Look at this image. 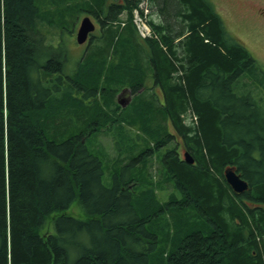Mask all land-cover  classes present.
<instances>
[{
  "label": "trees",
  "instance_id": "16d2710c",
  "mask_svg": "<svg viewBox=\"0 0 264 264\" xmlns=\"http://www.w3.org/2000/svg\"><path fill=\"white\" fill-rule=\"evenodd\" d=\"M44 1L53 10L41 13L37 3ZM151 6L160 18L150 22L156 38L139 43L130 19L115 27L123 11L130 14L132 0H0V264H264V107L254 96L264 94V70L227 32L209 0H151ZM81 16L97 23V40L92 37L82 58L67 68L69 76L58 34L47 54L65 65L36 83L31 40L44 44L43 24L69 33ZM124 59L127 64L120 63ZM40 66L37 71L47 69ZM144 69L161 103L141 96L131 104L136 110L148 106L149 123L139 121L141 135L151 141L138 137L147 144L135 143L129 154L115 142L119 168L106 187L102 163L86 141L106 123H128L108 85L113 74L125 72L135 94L148 78ZM68 102L81 113L74 109L77 131L64 135L67 109L59 110ZM188 111L195 123L183 122ZM165 146L163 175L180 193L166 207L190 208L199 221L173 235L169 250L156 256L159 234L150 215L157 211L146 214L143 207L147 200L158 209L154 192L145 199L134 194L130 168L145 166ZM180 147L192 165L180 158ZM226 168L247 182L246 192L232 191ZM75 200L86 220L65 214ZM50 217L52 230L42 233Z\"/></svg>",
  "mask_w": 264,
  "mask_h": 264
},
{
  "label": "rangeland",
  "instance_id": "374dc122",
  "mask_svg": "<svg viewBox=\"0 0 264 264\" xmlns=\"http://www.w3.org/2000/svg\"><path fill=\"white\" fill-rule=\"evenodd\" d=\"M216 13L222 18L224 22V26L227 30V32L238 39L241 43L245 45V47L248 49L250 54L253 56L255 61L258 63V65L264 70V0H209ZM39 10L41 13L50 12L48 9L53 10V7L51 5L46 4L45 1L43 3H37ZM42 8H45L44 11H42ZM154 11V10H153ZM154 13V12H153ZM152 17L155 21H159L160 18L157 16V14H153ZM130 15L128 12L123 13L121 16L124 19H130ZM129 16V17H128ZM82 18L79 17L77 23L73 27H69V33L64 34V44L62 45V48H65L67 51V59L68 62L67 68L70 70L73 68V65L80 59L84 49L87 46V43H84V45L77 44L75 40V34L76 30L79 25V21ZM43 29H47L46 34L50 37L49 39L57 42L59 39L58 32L54 31L53 29H49L46 24H43ZM46 26V27H45ZM98 36V32H95V37ZM124 64H127V61H125ZM134 67H138L141 69L138 71L140 76L143 75V69L139 66L138 62L134 60L133 62ZM128 67L123 69L124 71L127 70ZM144 72H147V75L149 76L151 73L149 70L144 69ZM138 74H136L137 76ZM147 76V77H148ZM113 80L108 85L110 88L115 89L114 92V101L117 100L126 102L125 107L122 109L126 110V115L124 116V120L128 123L126 124L123 120L116 122L112 127L107 125L109 123H106L102 128H99L97 131H94L92 135H89L90 137L86 141V146L88 150L98 157L102 163L103 166V177L102 182L106 187L112 186V176L113 174L118 173V166L117 159H119V151L117 150L118 147L115 144V142L119 146L123 147V149L126 150V152L132 153L135 150V143L139 144L140 146H144L147 143H142L139 141V138H142L145 142L151 141L150 139H147L141 135V129L140 126L142 125L140 120H146L149 123V116H148V106L144 105L141 106L139 110H136L134 108V105L131 104L132 102L136 101L138 97H143L146 100L152 98L154 101H157L158 103H161L160 100H162V95L158 87L153 86L151 84L150 78L149 81L146 82H139L141 85L138 87L137 92L133 94L131 92V86L129 79L131 76H128L125 72H116L111 76ZM139 77V76H138ZM104 79V78H103ZM257 83V82H256ZM142 86L148 87L143 88ZM257 86H255L256 88ZM127 89L124 93H122L123 90ZM142 91V93H141ZM255 98L262 99V106L264 107V94L261 90H257L254 94ZM100 98V96L98 97ZM150 99V100H152ZM152 100V101H153ZM100 104V108L103 109L102 103L100 100H98ZM153 101V102H154ZM155 103V102H154ZM155 105V104H154ZM159 105V104H158ZM156 106V105H155ZM157 107V106H156ZM76 109L77 116H80L79 114L81 111L79 110L78 106L71 105L70 102L66 103V105H62L60 107L59 113L65 109L67 111L65 122H67V125L65 129L61 130L64 135L73 134L77 131L76 129V122L77 117L73 114V111ZM160 108V106H159ZM72 109V110H70ZM89 111H94L91 108H85ZM141 110V113L139 114ZM160 110V109H158ZM51 113V111L47 112ZM120 113V112H119ZM139 114V115H138ZM83 116V115H82ZM81 116V117H82ZM163 116V115H162ZM65 117V116H64ZM107 119H104L106 121ZM82 122L84 121V117H82ZM145 121V122H146ZM163 125H167V131H172L171 126L167 121H165V118L163 120ZM183 122L185 124L189 123H195L194 114H192L191 111H188L186 115H184ZM116 128H120V130H116ZM155 129H153L154 132ZM122 131V133H121ZM156 131V130H155ZM154 134V133H153ZM139 137V138H138ZM118 141V142H117ZM151 146V143H150ZM170 147V145H168ZM165 147L156 150L153 154V156L150 157L148 162H144L143 164L145 166H139L138 163H133L132 167L130 168V173L133 177V183L130 184V188H134V194H137V192H141L143 199H145L146 196H148L151 189H153L154 192V202L157 204L158 209L156 206L152 209L151 205L149 206L147 204V200H144L143 207H147L145 209L146 214L150 213H156L155 216L150 215V219H154L156 222V231L159 234V244L163 246V253L168 251L169 248L172 246V236L179 232L182 229L190 227L189 225H193L199 221V219L195 216V213L190 208H187L183 210V212H178L174 209V207L167 208L166 205H170L171 203V197H174L179 200L180 193H177L175 188L173 187L172 180L169 179L165 174L163 175V167L160 162V158L165 152ZM180 158H183V152L185 151L182 147L178 149ZM124 156V154L122 155ZM128 160H124V162H127ZM130 164V163H129ZM123 165V164H122ZM125 165H127L125 163ZM139 166V167H138ZM151 174L150 176H147L148 174ZM190 203V202H189ZM139 210H142L141 208H138ZM65 214L86 220L88 217L85 215L84 211L80 208L78 205V201L75 200L71 206L65 211ZM52 217L47 220L46 225L44 226L42 233L51 232L52 225H51ZM162 231L166 234L164 237L162 235ZM155 232V231H154ZM169 233V234H168Z\"/></svg>",
  "mask_w": 264,
  "mask_h": 264
},
{
  "label": "bare ground",
  "instance_id": "6f19581e",
  "mask_svg": "<svg viewBox=\"0 0 264 264\" xmlns=\"http://www.w3.org/2000/svg\"><path fill=\"white\" fill-rule=\"evenodd\" d=\"M39 16L42 17V15H39ZM42 21H43L42 23L45 22V20L43 19V17H42ZM43 27L41 28V33L45 37V41H44V44L45 45L42 43V41L39 38H34L36 40L35 41L31 40L32 43L30 44V46L32 48L31 52H32V57H33L32 62H31L32 65H31V68H30V74L33 75L34 78H36V83L37 82H40L43 79V75L44 76L47 75V71L48 72H51L53 68H57V67L63 66V65H65L64 63H67L68 62L67 56H65V55H63V62L64 63L61 61L62 60V57H61L62 54L61 53H59L61 55L60 56L61 57V60L57 57V55L52 54V53L49 54V57H48V54H47L48 47L46 45L49 44L51 40L49 39L50 37L46 34L47 29H43ZM48 28L49 29H53L54 31H57L58 34L62 35L63 37H64V34L67 33L65 31H62L59 28V26L58 27H56V26H53V27L49 26ZM134 51H135V49L132 48L131 51H129V52L134 53ZM131 57H132V55L128 54V58H131ZM57 60L60 61V62L58 63ZM125 61L126 60L124 59L120 63H123L124 64ZM48 62H51V63H49V66H47L48 65ZM36 65H39V68H41L40 65H43V66L45 65L47 67V69L45 68L43 70V68H42V69H39L37 71V68L35 67ZM31 69H33V70H31ZM64 72H65V75L69 73L67 67L64 68ZM69 76H70V73H69ZM3 80H4V78H3ZM66 83L67 82H64V83H61L60 85L65 86ZM37 87H38V84L35 85L34 89L37 90ZM156 248L157 249L155 250L156 251L155 255L157 256V255H159V254H161L163 252V246L161 244H159V246H158V244H157L156 245Z\"/></svg>",
  "mask_w": 264,
  "mask_h": 264
},
{
  "label": "water",
  "instance_id": "95a60500",
  "mask_svg": "<svg viewBox=\"0 0 264 264\" xmlns=\"http://www.w3.org/2000/svg\"><path fill=\"white\" fill-rule=\"evenodd\" d=\"M94 30V26L92 22L89 20L88 17H85L81 20V23L79 25L77 34H76V41L78 44H82L86 41L87 36L89 33H91ZM120 105H123L121 102H119ZM124 106V105H123ZM184 161L192 165L193 160L189 156L187 152L184 153ZM224 178L226 183L230 186L232 191L236 194H242L244 193L247 188L248 184L245 180H243L234 169L228 168L224 170L223 172Z\"/></svg>",
  "mask_w": 264,
  "mask_h": 264
},
{
  "label": "built area",
  "instance_id": "2783aa9c",
  "mask_svg": "<svg viewBox=\"0 0 264 264\" xmlns=\"http://www.w3.org/2000/svg\"><path fill=\"white\" fill-rule=\"evenodd\" d=\"M135 24L142 36L148 35L149 31L140 18L135 19Z\"/></svg>",
  "mask_w": 264,
  "mask_h": 264
},
{
  "label": "crops",
  "instance_id": "0c3cea01",
  "mask_svg": "<svg viewBox=\"0 0 264 264\" xmlns=\"http://www.w3.org/2000/svg\"><path fill=\"white\" fill-rule=\"evenodd\" d=\"M149 81V80H148Z\"/></svg>",
  "mask_w": 264,
  "mask_h": 264
}]
</instances>
